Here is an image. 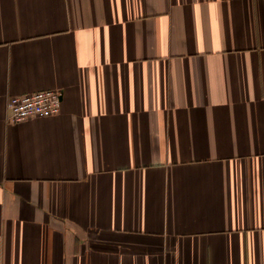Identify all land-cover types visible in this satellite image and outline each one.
I'll list each match as a JSON object with an SVG mask.
<instances>
[{"label":"crops","instance_id":"1","mask_svg":"<svg viewBox=\"0 0 264 264\" xmlns=\"http://www.w3.org/2000/svg\"><path fill=\"white\" fill-rule=\"evenodd\" d=\"M0 264H264V0H0Z\"/></svg>","mask_w":264,"mask_h":264},{"label":"built area","instance_id":"2","mask_svg":"<svg viewBox=\"0 0 264 264\" xmlns=\"http://www.w3.org/2000/svg\"><path fill=\"white\" fill-rule=\"evenodd\" d=\"M63 94L57 90L35 92L13 97L8 110L13 122H21L30 118H48L60 113Z\"/></svg>","mask_w":264,"mask_h":264}]
</instances>
